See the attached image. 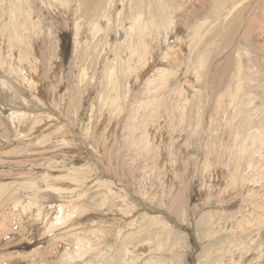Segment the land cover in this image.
<instances>
[{
  "label": "rangeland",
  "instance_id": "rangeland-1",
  "mask_svg": "<svg viewBox=\"0 0 264 264\" xmlns=\"http://www.w3.org/2000/svg\"><path fill=\"white\" fill-rule=\"evenodd\" d=\"M106 1L0 0V76L6 83L0 89V223L12 228L7 235L0 231V264H94L93 224L108 225L112 238L128 218L134 229L159 231L158 240L188 235L185 264H198L210 244L202 241L210 218L219 225L232 221L223 218L226 213L237 221L246 212L259 226L246 225L243 261L256 254L255 264H264V143L250 138L246 152L239 151L242 127L235 107L227 109L222 100L236 87L238 53L245 56L247 79L248 59L264 71V0H241L231 15L215 8L217 0H186L202 17L186 26L174 14L175 31L189 46L204 36L202 45L190 46L195 61L208 45L200 78L185 75L186 66L176 75L157 50L140 80L132 79L121 110L107 101L110 91H104L99 55L85 37L88 28L80 49L76 35L78 11L85 27L84 19L92 21L93 10ZM127 2L122 7L114 0L110 12L126 15ZM172 40L180 43L175 33ZM162 66L171 71L163 75ZM244 90L264 101L263 72ZM250 161L261 162L258 171ZM109 188L110 200L101 201ZM82 204L93 209L84 213ZM79 238L87 242L80 258ZM227 242L207 249L215 254Z\"/></svg>",
  "mask_w": 264,
  "mask_h": 264
},
{
  "label": "bare ground",
  "instance_id": "bare-ground-1",
  "mask_svg": "<svg viewBox=\"0 0 264 264\" xmlns=\"http://www.w3.org/2000/svg\"><path fill=\"white\" fill-rule=\"evenodd\" d=\"M113 1L114 0H107L104 5H101L100 3L98 5L97 11L93 10V14H92L93 19H91L92 21L89 22L86 19H84V22H86L85 27L84 24L82 23L83 21L80 11L81 9L76 14L77 15L76 35L78 36V41H77L78 48L80 49L82 31H85V28H88V33L86 34L85 37L87 39H90V41L94 44L93 46L94 52L99 55V62L102 64V71H101L102 83L103 85L106 86L104 91L105 92L110 91L109 94L110 97H108L109 100L107 99V101L111 102L112 104L111 107L114 106V108L116 107L117 110L123 109L127 100V96L129 94V88L131 86L132 79L134 78L136 81L140 80L141 78L140 75L143 73V69H145L150 62H155L153 60H157L156 55L157 56L160 55L158 52L164 53L163 55H160L161 61L163 62V64L168 63L170 67L172 68L174 67V69L172 70L175 71L174 73L176 75L179 76V74L183 72L182 71L184 68L183 66H186L185 75L191 73L190 75H196L198 79L200 78L201 75L200 70L203 67V59L207 58V55L204 54L205 50H207V47L205 46L208 45L206 43L203 44L204 47L203 48L201 47L200 53L198 52V55L196 54L197 58L195 61H193L194 59L193 53H195L194 45L196 46H198L199 44L202 45V39L204 36L203 37L201 36V39L200 38L198 39L201 41V43L200 41L195 42L194 44L191 43L193 44V49H194L193 50L190 47L191 44L189 46L187 43L185 44L183 43L181 35L179 33L177 34V32L175 31L176 24L174 22L175 21L174 14L179 13L182 24L189 26L190 23L193 21V19L199 18L201 16V12L196 5L189 4L186 0H159V2L161 3V5H159L161 8L159 9V7L156 6V4L152 0H128L126 5V8L128 9V13L125 15L123 11L112 10V12H110V10L114 7V6L112 7ZM124 1L125 0H121L122 7ZM214 1L213 3H215ZM162 2H164L165 5ZM240 2L241 0H222V1L217 0V2L215 3L216 6L215 8H217L219 11H225L229 9L228 15H231V13L235 11L237 5H239ZM173 9H175L177 12L175 11L173 12ZM113 12L115 13V17L111 16V13ZM102 20H105L108 23V25L103 26ZM111 24L113 26H111ZM112 27L114 29H112ZM197 27L196 29H199ZM120 31H124L123 40H121L122 32ZM188 32H190V30ZM172 33H175V37H176L175 41L180 42L178 45H175V43L177 44V42H174L173 40L172 41L174 43H170V35ZM191 33L194 34L193 31L190 32V35ZM206 33L204 32V34ZM190 39H192V37ZM163 45H164V49L162 48ZM186 46L190 47L188 48L190 49L189 53L188 54L186 53L188 57L184 53ZM221 54L223 55V53ZM185 57L189 59L188 63L184 59ZM238 57H239L238 66H237L238 70L236 71L237 81L235 82L236 87L233 85L235 87L234 90H232V88L227 89L228 92H230L231 90L232 92L231 94L228 95L227 98L225 95L224 97L222 95V100L225 103L224 107H226L227 109L228 107L230 109L231 107H235V110H233L235 112V114L233 113V117L236 118V121L237 119H239L240 126L242 127L241 129L242 131L240 133L238 132L237 134L239 140H241L239 141L240 142L239 151L241 150L244 153L246 152L245 150L247 149L246 143H248L250 138H252V141L254 143L258 142L259 145L261 142L262 144L264 143V133L260 131L264 127V101L257 100L258 95L255 91L252 92V90L251 91L244 90L247 85L252 83V81L256 80L257 77H259V74L262 75L263 72L264 75V71H262L257 66H255L248 59V64H249L248 68L250 69V72H252L251 73L252 76L250 77V79H247L246 77L248 76V74L246 73L247 72L246 65H244L245 56L240 52L238 53ZM162 67H163L161 69L162 71L160 72L163 75H165L166 72L171 71L170 69H168L167 66H162ZM82 71H84V69H82ZM5 84L6 83L4 78L0 76V89ZM220 89H218L219 92ZM172 90L175 89L173 88ZM182 90L183 92H186L185 87H182ZM216 92L218 93V91ZM113 94L114 97L111 98ZM171 98H173L172 95L170 97V100ZM223 98L226 99L224 100ZM101 100L105 104V100L104 99ZM178 100H180V98ZM219 100L221 101V99ZM182 101H186V98H182ZM258 101L259 103H261L260 105L258 104ZM219 102L218 104H220ZM56 104H57V100H55V105ZM230 117H231L230 120H232V114ZM240 126L238 127V129L240 128ZM259 149L261 148H258L257 150L254 151L250 150V153L251 151L254 154L260 153ZM252 161L248 162L247 165L248 166L250 165L251 167L253 166L252 168L254 170L256 169L255 171H258L261 162L258 161L253 163ZM2 189L4 190V193H6L7 189L5 188ZM110 193H111V188L105 190L102 194L101 201L104 200L105 202H107L108 200H110L111 197ZM91 206L92 205L82 204V207L86 209L84 213L91 210V208L93 209V207ZM124 214L127 213L125 212ZM235 216H237L235 213H229V214L226 213L225 216H223V218L225 219L231 218L232 221L225 222V224H219V225H216L217 221L213 220V217H211L212 219L210 218V221L208 222L209 227L203 233L205 234V237L202 239V241H206V240L210 241V244L202 249L201 260L198 264H255L254 259L256 257L255 256L256 254L253 257H249L250 259L246 258L243 261V259L245 258L244 255L245 252L243 250L246 248V245L241 241L245 239V237L249 236V234L245 233L247 229L246 225L251 224L254 225L255 227H258L259 226L258 221L254 220L249 212L248 213L246 212L245 214L242 213L241 217L236 218L237 221H235ZM221 217L222 215L220 216L218 221L221 220ZM97 222L93 224V227L95 229L93 230L94 238L91 242L92 243L91 253L93 256L92 260L94 264H185V258H186L185 252L188 249V244H189L188 235L173 236L168 234L167 238L158 240L160 235L159 231L155 234L153 233L155 229H151L149 226L147 228L140 227L134 229L133 228L134 221L132 220V218H128V219H124L123 222H120L116 226V228L112 230L113 233L112 238H108L106 236L109 233L106 231V228L108 229V225L106 226L105 223H101L99 222V220H97ZM253 222L255 223L253 224ZM154 224L158 226L156 223ZM11 229L12 228H10V222L0 223V231H2L3 233L5 231L6 232L4 233L5 235L11 233ZM229 230L230 233H228ZM220 232H222L223 235H219ZM236 233L239 234L237 238L235 236ZM152 235L154 236L152 237ZM217 237L218 239H215ZM225 241H228L225 248L218 250L215 254L210 253L209 249L217 248L221 245V243ZM79 242L78 244H80V247L79 249H77V251H79L80 254L78 255V258H80V256H84V253L86 252V250L84 249L86 247L85 243H87L86 239L84 238H79ZM81 248L82 250H80ZM66 255L68 256L69 253L67 252ZM66 257H64L65 260H68L69 257H67L68 259H66ZM72 258H77V256L76 257L73 256ZM72 258H70V260ZM67 264L70 263H68L67 261Z\"/></svg>",
  "mask_w": 264,
  "mask_h": 264
}]
</instances>
